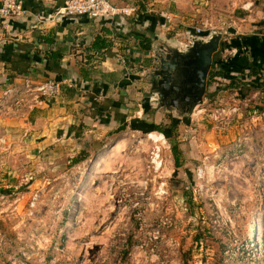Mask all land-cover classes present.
Masks as SVG:
<instances>
[{
  "label": "rangeland",
  "instance_id": "374dc122",
  "mask_svg": "<svg viewBox=\"0 0 264 264\" xmlns=\"http://www.w3.org/2000/svg\"><path fill=\"white\" fill-rule=\"evenodd\" d=\"M137 10L159 21L153 32L138 26L152 38L140 63L121 57L125 71L135 67L127 78L136 88L119 116L111 110L110 133L88 119L91 92L70 79L56 95L37 90L55 79L0 91V264H264V74L208 75L202 101L184 112L162 105L166 93L150 85L161 47L173 54L221 34L212 63L232 62L224 42L242 19L264 36V0H138ZM232 78L250 84L228 88ZM58 105L81 117L72 130L53 124Z\"/></svg>",
  "mask_w": 264,
  "mask_h": 264
},
{
  "label": "crops",
  "instance_id": "0c3cea01",
  "mask_svg": "<svg viewBox=\"0 0 264 264\" xmlns=\"http://www.w3.org/2000/svg\"><path fill=\"white\" fill-rule=\"evenodd\" d=\"M21 1L25 8L23 15L5 22L0 21V91L9 87L16 88L26 79L33 83L35 80L39 82L48 79H70L79 89L91 92L92 99L87 106L92 108V111L88 108L92 117L89 116L88 119H92L95 128L103 132V136L110 133L116 124V118L111 117V110H115V117L119 116L116 111L119 113L126 108L122 98L127 96V92H134L136 88V81L127 78V75L133 74L135 67L125 71L124 66L120 64L121 57L128 53L133 66L140 63L144 53L138 51V42L134 37L140 34L138 26L149 24V31L153 32L159 20L155 21L153 17L145 14L138 16V10L132 16L116 15L96 19L73 17L57 14L64 0ZM112 2L119 6H135L138 9V0ZM254 29V26L242 19L236 29L230 32L232 44L224 42L227 48L238 49V54L232 56H236L232 61L240 66L247 65L248 62L256 63L257 59L264 60V36L253 32ZM105 30L110 31L106 39L111 47L106 52V58L98 61L93 58V52L89 48L95 37L98 34L103 35ZM50 50L60 51L63 54L62 60H48L46 53ZM82 54L86 56L84 60ZM233 69L235 70V67ZM114 90L119 94L117 98L112 99L110 96ZM72 92L73 90L67 93L71 95ZM54 109H60L57 120L53 123L58 125L60 132L65 126V130H72L70 124L76 119L80 121L81 117L65 112L60 105ZM41 112L39 110L36 116L39 120L47 115L45 111Z\"/></svg>",
  "mask_w": 264,
  "mask_h": 264
},
{
  "label": "built area",
  "instance_id": "2783aa9c",
  "mask_svg": "<svg viewBox=\"0 0 264 264\" xmlns=\"http://www.w3.org/2000/svg\"><path fill=\"white\" fill-rule=\"evenodd\" d=\"M135 6H119L112 2V0H64V4L57 11V14L67 15L73 17H88L92 19L113 17L116 15L132 16L136 13ZM25 13V8L21 0H2L0 4V21L5 22L13 17H19ZM173 17L172 14H163V19L167 22ZM231 53L238 54V49L233 48ZM232 55V56H234ZM124 62V60H123ZM248 73L246 70L245 75ZM244 75V76H245ZM219 78V77H218ZM64 84H68L67 80H48L44 84L37 85V90L42 95H56L61 93ZM33 87L31 80L26 79L24 89H31ZM16 88H9L7 91L15 90ZM238 107L232 108L233 112H238ZM224 110L219 111L221 115Z\"/></svg>",
  "mask_w": 264,
  "mask_h": 264
},
{
  "label": "trees",
  "instance_id": "16d2710c",
  "mask_svg": "<svg viewBox=\"0 0 264 264\" xmlns=\"http://www.w3.org/2000/svg\"><path fill=\"white\" fill-rule=\"evenodd\" d=\"M150 17H153L154 20H158L157 16L151 14V15H148ZM160 19L162 20L163 18L160 17ZM110 34V31L109 30H105L103 32V35H100L98 34L95 39L93 40L92 44H91V47L89 48L90 51L93 52V58L97 59L98 61H102L106 58V52L108 50V48L111 47L110 43L107 41L106 39V35ZM135 39L137 40L138 42V51L141 52V53H148L150 52L151 50V37H148L149 39H147V37H144L143 35L139 34L134 36ZM50 42L49 39H46ZM147 42V44H146ZM46 58L48 60H50L51 62H56V61H60L62 60L63 58V54L58 51V50H50L46 53ZM88 59H91L90 57H88ZM231 66L235 67V70L237 69L239 71V73L242 74V76L245 75L246 73V69H249L248 70V74L250 77H258L257 78V82L260 80V78L263 76V71H264V68L262 67H259L258 65L252 63V62H248L247 65H244V66H240L237 62L234 63V61L232 62H229V61H222L220 60L218 57L215 58V60L213 61L212 63V66H211V69L209 71V79L210 81L214 80L216 77H219V78H223V77H228L229 76V72H231L233 69V67L231 68ZM229 67V68H228ZM250 72V73H249ZM62 78H60L61 80ZM210 81H207V82H210ZM263 83H260L259 84H256V85H259L258 87L259 88H262L263 92H264V78H263ZM256 83V82H255ZM250 83H248L247 81H243L242 79L238 78V79H235V78H232L230 80V83L229 85H227L228 88H233L234 86H238V85H242V87H247ZM255 85V86H256ZM256 86V88H258ZM250 88V87H248ZM252 88V87H251ZM124 127V125L122 126V128ZM155 128L159 131H162V128L160 126H155ZM165 136L167 138L171 137V132H172V129H170L169 132H166L162 131ZM172 153L174 155V159H175V164L177 167L181 166V163H180V151H179V148L177 147V145H173L172 146ZM79 159H75V161H78ZM184 263L187 264V260L184 259Z\"/></svg>",
  "mask_w": 264,
  "mask_h": 264
},
{
  "label": "water",
  "instance_id": "95a60500",
  "mask_svg": "<svg viewBox=\"0 0 264 264\" xmlns=\"http://www.w3.org/2000/svg\"><path fill=\"white\" fill-rule=\"evenodd\" d=\"M221 38V34H213L208 39L194 38L192 46L176 51L177 58H181L186 66L185 82L189 86L185 89V96L190 94L194 104L201 102L203 99L207 87V76L212 65L213 56L219 49ZM177 58L173 57L172 60L168 59L162 62L160 75L163 77L161 81L167 86L174 80L169 69H175Z\"/></svg>",
  "mask_w": 264,
  "mask_h": 264
},
{
  "label": "flooded vegetation",
  "instance_id": "af4514ba",
  "mask_svg": "<svg viewBox=\"0 0 264 264\" xmlns=\"http://www.w3.org/2000/svg\"><path fill=\"white\" fill-rule=\"evenodd\" d=\"M166 51V52H165ZM168 48L161 47L160 52L158 53L157 58L154 59V64L156 65L157 70H159L162 66V62L166 60H172L173 57L177 58V54L174 52L173 54L168 53ZM176 67L175 69H169V72L174 77V80L170 82V85L167 86L162 80V75L154 71L151 77L150 85L153 91L158 92L159 89L162 90L166 95H162V98H159L160 103L162 105H170L174 107L176 110H181L182 112L189 110L191 105L193 104V99L190 94L185 96V89L187 88L188 83L185 82V69L186 66L183 64L181 58H177L175 61ZM161 71V70H160ZM208 77V76H207ZM174 122V121H173ZM157 126L158 125L156 124Z\"/></svg>",
  "mask_w": 264,
  "mask_h": 264
},
{
  "label": "bare ground",
  "instance_id": "6f19581e",
  "mask_svg": "<svg viewBox=\"0 0 264 264\" xmlns=\"http://www.w3.org/2000/svg\"><path fill=\"white\" fill-rule=\"evenodd\" d=\"M154 137V139L155 140H159V139H162L163 137H162V134H154L153 135ZM126 144V141H122L120 144H118L116 147H121V146H123V145H125ZM102 162V156L101 157H99L97 160H96V162H95V164H94V166H93V168H92V170L93 169H97L98 167H99V165L100 164H102L101 163ZM101 166V165H100ZM257 223L260 221L259 220V218L258 219H256L255 220ZM260 223V222H259ZM262 227H260V229H261Z\"/></svg>",
  "mask_w": 264,
  "mask_h": 264
}]
</instances>
